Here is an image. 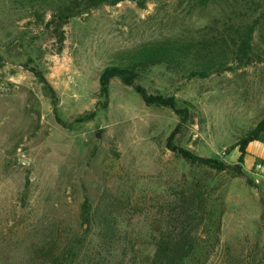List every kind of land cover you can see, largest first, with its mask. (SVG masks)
Here are the masks:
<instances>
[{
	"label": "rangeland",
	"instance_id": "obj_1",
	"mask_svg": "<svg viewBox=\"0 0 264 264\" xmlns=\"http://www.w3.org/2000/svg\"><path fill=\"white\" fill-rule=\"evenodd\" d=\"M262 13L264 0H215L205 7L150 0L145 8L126 1L72 19L61 52L51 41L32 54L30 40L21 37L35 32V24L0 12V264H53L41 250L51 243L72 247L75 264H128L138 253L152 255L153 234L185 225L178 199L196 182L223 209L221 244L206 264H264V173L254 169L264 160V134L248 146L243 164L257 185L191 166L167 147L179 123L174 111L147 106L119 78L104 108L99 79L123 50L166 38L213 40L224 25L250 23ZM259 29L261 57L247 68L193 79L154 68L136 81L149 94L194 106L177 145L238 163V139L264 118V25ZM32 55L46 67L56 108L25 68ZM93 112V119L77 122ZM86 199L117 217L122 243L101 246L97 226L81 219ZM188 226L199 228V220Z\"/></svg>",
	"mask_w": 264,
	"mask_h": 264
},
{
	"label": "trees",
	"instance_id": "obj_2",
	"mask_svg": "<svg viewBox=\"0 0 264 264\" xmlns=\"http://www.w3.org/2000/svg\"><path fill=\"white\" fill-rule=\"evenodd\" d=\"M126 1L136 2L140 8H145L150 0H0V12H11L23 20L27 19L29 24H35V32L25 31L21 37L22 40H30L28 45L32 48V54L33 51L42 53V47L51 41L57 42L58 51L61 52L65 41V27L72 19L87 15L103 6H117ZM191 1L201 7L215 2ZM263 21L264 13L250 23L224 25L223 30L219 31L213 40L187 41L166 38L147 41L135 48L119 52L100 74V97L103 107L109 104L112 80L119 78L124 85L133 87L147 106L169 108L179 117V123L167 139V147L188 165L212 169L219 173L228 172L234 177H245L250 185H257L243 170V164L248 146L259 141L264 134V118L255 128L238 139L235 148L240 155L238 163L232 165L222 159L201 156L177 145L175 141L180 139L183 129L192 121L194 106L189 101H179L175 96L149 94L144 87L136 84V81L154 68H164L184 79L208 78L214 74L247 68L261 57L256 51L261 48L257 35L260 31L259 25H264ZM260 42L263 49L264 35ZM3 62L4 56L0 55V67ZM25 68L43 85L56 108L59 103L58 95L47 78L46 67L32 55ZM95 115L93 112L89 116H82L77 122L93 119ZM178 202L179 216L185 225L177 230H158L153 234L154 253L145 256L138 253L128 264L207 263L221 244L223 209L211 203L204 186L198 182L182 193ZM81 219L89 227L93 223L97 226L98 239L103 248H114L123 242L117 217L113 213L104 212L99 206L94 207L88 199L82 205ZM196 220H199V228L192 229L188 226ZM52 244L42 247L41 250L53 264H75L77 252L72 247L60 250ZM90 264H96L95 260L91 259Z\"/></svg>",
	"mask_w": 264,
	"mask_h": 264
},
{
	"label": "built area",
	"instance_id": "obj_3",
	"mask_svg": "<svg viewBox=\"0 0 264 264\" xmlns=\"http://www.w3.org/2000/svg\"><path fill=\"white\" fill-rule=\"evenodd\" d=\"M254 169L256 172L264 173V160L256 161L254 164Z\"/></svg>",
	"mask_w": 264,
	"mask_h": 264
}]
</instances>
